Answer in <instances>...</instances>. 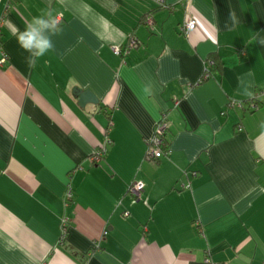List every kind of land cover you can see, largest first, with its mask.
Returning a JSON list of instances; mask_svg holds the SVG:
<instances>
[{"label":"crops","instance_id":"1","mask_svg":"<svg viewBox=\"0 0 264 264\" xmlns=\"http://www.w3.org/2000/svg\"><path fill=\"white\" fill-rule=\"evenodd\" d=\"M48 14L29 65L16 37ZM262 42L264 0H0V264H264Z\"/></svg>","mask_w":264,"mask_h":264},{"label":"clouds","instance_id":"2","mask_svg":"<svg viewBox=\"0 0 264 264\" xmlns=\"http://www.w3.org/2000/svg\"><path fill=\"white\" fill-rule=\"evenodd\" d=\"M229 20L235 23L233 13H229ZM57 19L50 14L33 17L25 26L24 31L17 35V43L20 48L29 53L28 63L32 65L36 59L54 50L52 36L56 34ZM264 43V42H262Z\"/></svg>","mask_w":264,"mask_h":264},{"label":"built area","instance_id":"3","mask_svg":"<svg viewBox=\"0 0 264 264\" xmlns=\"http://www.w3.org/2000/svg\"><path fill=\"white\" fill-rule=\"evenodd\" d=\"M158 5L163 6L165 4V0H155ZM145 24H150L151 19L146 17L143 19ZM197 19L195 15H191L190 18L181 26V30L187 34H189L191 31L195 29L197 26ZM137 44V39L135 37H130L128 46L125 49H121L119 47L115 48L114 51L117 54H123L127 53L129 51V47H134ZM3 63V58L0 59V65ZM205 76H207V72L205 73ZM258 94L264 95V89H261ZM177 102V101H176ZM234 100H230V103H233ZM166 122H165V115L162 114L157 122V125L155 127V131L153 132L152 137L149 139L155 146L154 148L148 149L147 156L149 158H157L161 155L160 150L158 148V145L161 143L160 134L163 133L166 130ZM100 156V153H96L94 156V159L98 161V157ZM143 189V183L141 181L134 182L130 187L129 190L131 193H133L136 197H139L140 191ZM64 229V227H63Z\"/></svg>","mask_w":264,"mask_h":264},{"label":"trees","instance_id":"4","mask_svg":"<svg viewBox=\"0 0 264 264\" xmlns=\"http://www.w3.org/2000/svg\"><path fill=\"white\" fill-rule=\"evenodd\" d=\"M138 44V43H137ZM137 44L135 45V47L137 46ZM128 46V42L125 43V45L122 47L123 49H125L126 47ZM122 49V50H123ZM206 66H208L206 68V71H207V76L203 77L199 80L198 83L204 81L205 79L209 78L210 76H213L215 75V73H219L221 71V68H222V65H221V61H220V58L218 57V55L216 54H211L207 60H206ZM166 130H167V126H166ZM166 130L160 134V138H161V143L158 145V148L160 150V153L161 155L157 158H149L147 156V152H148V149L150 148H154L155 146L153 145V143L151 141H147V147H146V150H145V158L146 159H153V160H159L162 156H166V154H168L169 152V141L167 140V137H166ZM108 144V143H107ZM105 148H101L97 151V153H100L101 156H103L105 154ZM96 155V153H95ZM94 153H93V156H95ZM186 186V185H185ZM184 186V187H185ZM130 187V186H129ZM129 187L127 188V193H129L131 196H133L135 198V195L133 193H131V191L129 190ZM64 226V225H63ZM65 232H66V226H64V229H63V232H62V236H61V243L64 241V238H65Z\"/></svg>","mask_w":264,"mask_h":264},{"label":"water","instance_id":"5","mask_svg":"<svg viewBox=\"0 0 264 264\" xmlns=\"http://www.w3.org/2000/svg\"><path fill=\"white\" fill-rule=\"evenodd\" d=\"M74 92L77 96V104L82 108L85 107L86 104H97L99 102L95 93L89 88L77 91L74 90Z\"/></svg>","mask_w":264,"mask_h":264},{"label":"rangeland","instance_id":"6","mask_svg":"<svg viewBox=\"0 0 264 264\" xmlns=\"http://www.w3.org/2000/svg\"><path fill=\"white\" fill-rule=\"evenodd\" d=\"M109 143V142H108Z\"/></svg>","mask_w":264,"mask_h":264}]
</instances>
